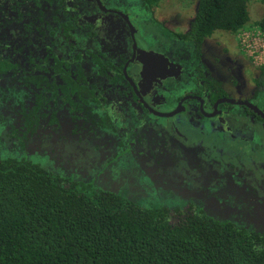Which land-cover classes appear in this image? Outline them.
<instances>
[{
  "label": "trees",
  "instance_id": "trees-1",
  "mask_svg": "<svg viewBox=\"0 0 264 264\" xmlns=\"http://www.w3.org/2000/svg\"><path fill=\"white\" fill-rule=\"evenodd\" d=\"M157 1L139 5L148 14ZM248 2L195 0L186 30L160 29L194 63L205 38L245 26ZM79 11L72 0H0V123L12 149L36 150L50 130L96 151H127L132 134L149 135L148 115L126 96L122 35L102 40ZM252 24L264 35V16ZM255 70L254 96L264 94V63ZM92 180L0 158V264H264L262 228L191 207L172 216Z\"/></svg>",
  "mask_w": 264,
  "mask_h": 264
},
{
  "label": "flooded vegetation",
  "instance_id": "flooded-vegetation-1",
  "mask_svg": "<svg viewBox=\"0 0 264 264\" xmlns=\"http://www.w3.org/2000/svg\"><path fill=\"white\" fill-rule=\"evenodd\" d=\"M72 1L80 7L79 17L93 24L94 31L99 38L108 42V39L104 37L106 32H110L108 30L122 35L121 41L116 40L114 44L115 50L119 51L124 48L125 55H127L122 65V77L129 88L126 96L133 107L139 105V108L138 106L137 108L143 113L145 111V115L147 114L149 119L147 123L149 125L147 127L149 135L143 140L137 141L136 137H139V135L135 137L132 134L130 141L124 144L127 152L133 154L137 163L141 167H145L148 173L156 175V166H158V168L165 170L159 176H163L167 170L168 173L176 175L177 179L180 180H183V178L174 168L179 165V161L183 160V164L197 174L200 183L220 186V189L218 188L213 194L218 195V199L222 197L221 194H225L224 200L233 197L246 213H251L253 211L252 206H255L254 203L264 201V153H262L264 148L263 151L255 149L252 156L249 154L247 158L239 160L234 157L228 159L227 155H216L214 156L216 162H209L208 168L210 170L204 173L207 169L206 164L201 163L199 157L191 160L190 156L187 155L193 151L198 152L196 139L186 140L181 133H175V125H168L166 121L178 117L182 122L192 126L191 131L193 132L197 131L194 121L197 118L207 121L204 126L208 132L213 127L217 131L224 130L226 121L223 124V120L225 119L233 121L235 119L243 120L244 117H247L264 124V117H260L247 106L228 101L230 99L248 101L264 113L258 106L257 95H253L252 78L256 74L255 67L250 68L251 74L249 79L246 80L249 83L243 82V79H240L242 77L240 66L237 65L236 68L232 69L228 64L227 47L219 41L208 43L206 41L208 37L203 40L200 54L194 63H186L184 60L178 63L174 61L176 56L172 55V52L180 57H186L187 50L176 52V50L182 51L177 44L174 45L175 47L170 48L171 55L168 56L159 52L158 47H151L136 41L138 33H144L143 25L146 23H154L159 29L168 30L166 26H162L149 14H147V18L141 19L136 18L135 14L129 13L127 10L109 9L100 0ZM169 22L177 23L176 18ZM172 28L176 27L172 25ZM170 31L175 32V30ZM163 35L166 37V44L168 45L169 41L173 39H170L168 35ZM79 40L78 38L77 41L79 42ZM206 44L209 45V50L206 47L208 51H204ZM160 46L163 48L162 44ZM231 57L239 58V62L240 59L243 60L240 52L233 54ZM243 63L241 64L244 65ZM228 71L234 74V78L232 76V79L229 78L230 73ZM127 79L132 82L134 88ZM225 82H228V86L233 89L232 92L224 87ZM231 94H234L235 97H232ZM236 96L247 98H237ZM237 105L242 107L240 115L231 112L232 109H235L234 106ZM150 109L156 112L170 113V115H154ZM157 118H162L165 123L158 124L155 120ZM240 124L242 123L237 125ZM48 142L49 147L55 144L57 152L63 156H68L75 163L82 162L90 167L104 162L102 156L104 150H106L105 146L100 148V145H98L97 151L92 150L91 147L89 148L90 140L88 142L82 141L84 143V147H82L84 150H82L76 147L79 143L76 144L73 139H62L59 132L56 133L55 130H50L47 138L43 136L42 143L48 146ZM258 152L262 154L254 156ZM94 156H97L98 160L94 159ZM168 168L170 169L168 170ZM181 169L186 171L183 167ZM184 181L188 182L187 180ZM236 201H234L235 206L239 205ZM223 203L227 205L228 212L233 210L229 209L228 204L224 201ZM189 207L187 206L184 210ZM233 208H238V206ZM184 210H177V212L180 213ZM217 211L219 216L225 213L221 208H217Z\"/></svg>",
  "mask_w": 264,
  "mask_h": 264
},
{
  "label": "rangeland",
  "instance_id": "rangeland-1",
  "mask_svg": "<svg viewBox=\"0 0 264 264\" xmlns=\"http://www.w3.org/2000/svg\"><path fill=\"white\" fill-rule=\"evenodd\" d=\"M100 1L109 9L127 10L129 13L135 14L136 18H147V13L143 12L140 8L139 0ZM194 2L195 0H158L149 10L148 14L151 18H154L162 24V26H166L168 30L184 31L187 29V22L192 17ZM247 13V23L235 34L231 35L226 32L216 31L206 39L208 43L211 41H219L227 47L228 64L232 69L236 68L237 65L240 66V73L242 75L240 79H243V82H247L246 80L249 79L251 67H255L260 64V62H264V41L254 35L255 29L252 24L254 21L264 16V1L249 0L247 3ZM173 18H176L177 23H168V21ZM172 25L176 28H172ZM143 31L144 33L139 32L136 36L137 42L151 47H158L159 52L167 54L168 56L171 55L170 48L177 44L176 41L170 40L167 45L166 37L162 34L161 29L154 23L144 24ZM242 31L247 33H242ZM161 44L163 48H161ZM261 45L263 46L262 48L260 47ZM177 46L179 45L177 44ZM206 47H208L209 50V45L206 44L204 46V51H208ZM238 52L242 54L243 58V60L240 59V62L239 58H237V60L233 58L234 56L231 57ZM172 55L176 56L174 57V61L178 63L185 60L175 52H172ZM242 62H244V65L241 64ZM217 73H219V71H217ZM228 73H230V79L234 78V74L230 71H228ZM224 87L229 92L233 90L228 86V82L224 83ZM231 96L235 97L234 94H231ZM236 97L247 98L245 96ZM257 99L258 106L264 111V94H258ZM234 108L235 109H232L231 112L240 115L242 107L237 105L234 106ZM155 120L158 124L165 123L162 118H157ZM194 121L197 130L194 131L195 133L191 131L192 126L182 122L178 117H175L171 121L167 120L166 123L168 125H175V133H181L186 140L196 139V144H198V146L195 145L199 148L198 152L193 151L187 155L190 156L189 158L191 160L199 157L201 163L204 165L206 164L205 166L207 169L204 173L210 170V168H208L209 162H216V160H214V156L216 155H227L228 159L234 157L236 160H239L247 158L249 154L252 156V154L255 153V149L263 151L264 124L261 122H256L247 117H244L243 120L235 119L233 121L225 119L223 120V124L226 121L223 128L224 130L217 131L213 127L211 131L208 132L204 126V124H207L205 119L197 118ZM239 123H242L240 124L241 126L237 125ZM4 133L5 126L0 123V158L24 159L60 177L64 176L74 179L76 176L92 177L94 184L104 190L119 194L144 208L165 207L170 211V215L172 216L174 215V210H184V208L190 206L191 208L201 209L205 214L220 220L217 208H221L225 213L220 218H226L225 216H228L226 219L238 225L264 229V201L254 203L255 206L253 211L251 213H246L235 198L229 197L228 200H224L225 194H221L222 197L218 199V195L213 194L218 188L220 189V186L200 183L197 174L194 170L188 169L183 164V160L179 161L180 163L178 166H174V170L179 172L178 174L182 176L183 180L177 179L176 175L168 173L167 170L163 176H159L160 173H163L165 170L158 168V166H156L157 171H155L156 175H154L148 173L145 167H141L133 154L124 150L121 151V147L118 149V147L114 145V147L109 146L104 150L102 156L103 163H99L95 166L91 165L89 167L82 162L75 163L68 156H63L56 151L55 144L49 147V142L47 143L48 146L39 142L40 145L36 150H34L31 145L24 148L12 149L9 141H6ZM67 147L69 148L70 146L68 145ZM262 153L258 152L254 154V156L257 154L261 155ZM94 159L98 160V157L94 156ZM181 167L185 168L186 171H184V169L182 170ZM169 169L170 168H168V170ZM190 182L191 184H189ZM223 201L228 204L229 209L233 210L228 212L227 205H225ZM234 201L239 204L236 205L238 208H233L236 207Z\"/></svg>",
  "mask_w": 264,
  "mask_h": 264
},
{
  "label": "water",
  "instance_id": "water-1",
  "mask_svg": "<svg viewBox=\"0 0 264 264\" xmlns=\"http://www.w3.org/2000/svg\"><path fill=\"white\" fill-rule=\"evenodd\" d=\"M127 80H128V82L130 83V85L134 88L132 82H131L129 79H127ZM228 101H230L231 103H235V104H242V105H245V106H247L249 109H251L253 112L257 113L260 117H264V113L261 112V111H260V110H259L254 104H251V103H249L248 101L232 100V99H230V100H228ZM150 111H151L154 115H158V116H162V115H164V116H169V115H170V113L156 112V111H154V110H152V109H150Z\"/></svg>",
  "mask_w": 264,
  "mask_h": 264
},
{
  "label": "built area",
  "instance_id": "built-area-1",
  "mask_svg": "<svg viewBox=\"0 0 264 264\" xmlns=\"http://www.w3.org/2000/svg\"><path fill=\"white\" fill-rule=\"evenodd\" d=\"M264 1V0H263ZM254 29H255V32H254V35L255 36H257L260 40H262V41H264V35L256 28V27H254ZM241 30V29H240ZM242 33H247V32H244V31H242ZM241 33V34H242ZM261 48L263 47L262 45L260 46ZM262 50V49H261ZM262 63H264V62H262ZM260 64H261V62H260ZM259 65V64H258Z\"/></svg>",
  "mask_w": 264,
  "mask_h": 264
}]
</instances>
